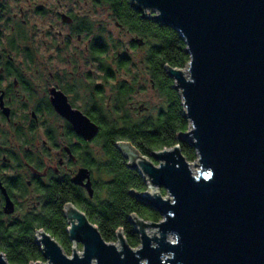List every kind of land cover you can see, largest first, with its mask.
<instances>
[{"label":"water","instance_id":"obj_1","mask_svg":"<svg viewBox=\"0 0 264 264\" xmlns=\"http://www.w3.org/2000/svg\"><path fill=\"white\" fill-rule=\"evenodd\" d=\"M130 2L143 16L176 28L187 44V67L168 66L167 72L190 120L178 138L193 145L198 158L189 161L179 144L149 157L122 142L124 156L149 186L132 194L162 218L131 214L140 236V245L132 247L122 229L117 242L106 241L87 214L69 202L64 215L72 254L40 229L36 240L45 262L31 264H264V0ZM57 98L56 106L81 135L98 134L97 123ZM85 178L93 197L87 169L73 181L83 184ZM0 264H12L2 251Z\"/></svg>","mask_w":264,"mask_h":264},{"label":"flooded vegetation","instance_id":"obj_2","mask_svg":"<svg viewBox=\"0 0 264 264\" xmlns=\"http://www.w3.org/2000/svg\"><path fill=\"white\" fill-rule=\"evenodd\" d=\"M100 12L106 15L97 17ZM111 23L121 27L107 12L93 8L91 0H0V213L4 218L39 212L58 187L89 194L84 185L88 178L83 184L73 181L83 168L93 188L99 181L95 160L102 152L100 130L94 138H85L54 98L84 113L101 129L91 113L106 110L112 81H117L119 69L125 70L121 56H109ZM122 142L126 141L116 142L121 151Z\"/></svg>","mask_w":264,"mask_h":264},{"label":"trees","instance_id":"obj_3","mask_svg":"<svg viewBox=\"0 0 264 264\" xmlns=\"http://www.w3.org/2000/svg\"><path fill=\"white\" fill-rule=\"evenodd\" d=\"M91 1L95 9L98 7L107 12L112 22L119 23L121 27L117 28L142 39V44L131 39L129 44L144 52L136 59L128 52L129 46L110 31L109 56H121L125 70L119 69L117 81H112L111 94L104 101L106 110L91 113L101 124L98 139L102 150L95 160L99 181L95 184L94 195L90 197L79 189L69 191L58 187L48 196L47 205L37 213L14 220L6 219L0 213V251L12 264L45 261L36 240L40 229L51 233L65 252L71 254L73 241L69 238V223L64 215L69 202L87 214L106 241H117V231L122 229L132 247L140 245V236L130 215L136 213L151 221H159L162 216L132 194V190L146 191L148 182L116 147L117 141L131 142L141 154L149 157L153 151L179 144L189 161L198 158L195 147L178 138L181 132L189 129L190 120L185 115L180 91L174 87L175 80L167 72L168 66L186 68L190 61L183 36L176 28L143 16L130 0ZM95 24L103 25L97 20ZM109 74L113 79L114 69ZM146 86L157 93L158 101L136 99ZM162 192L165 194L166 190L162 189Z\"/></svg>","mask_w":264,"mask_h":264},{"label":"rangeland","instance_id":"obj_4","mask_svg":"<svg viewBox=\"0 0 264 264\" xmlns=\"http://www.w3.org/2000/svg\"><path fill=\"white\" fill-rule=\"evenodd\" d=\"M93 8H94V7H93ZM96 9H99V8L97 7ZM100 13H101V12H100ZM97 15H98L97 17L102 18L103 16L106 15V13H103V12H102L101 14H97ZM109 30L112 31L113 34H114L116 37H120L124 45L129 46L128 52H130L131 54L135 55V56H136V59H138L137 57H140L141 54H143L144 51H143L142 48H131V47H130V44H129V41H130V39H131V38H130V37H131L130 34L126 33L125 31H123V30H121V29H119V28H117V27L114 25V23H111V24H110ZM136 99H138V101H140V102H146V101H153V102H156V101L159 100V97H158L157 93L154 92V91L150 88V86H146L145 91L140 92V93L137 95ZM193 162H195V161H193ZM198 169H199V167H198L197 165H193V170H194V172H195L196 174L198 173ZM151 229H152V228H148L147 231H148L149 233H152V232H150ZM117 241H118V240H117ZM117 241H115V242H117ZM119 245H120V244H119ZM75 247H76V249H78L79 252L82 251V245H81L80 243L75 242ZM71 254H72V251H71ZM71 254H69V255H71ZM43 262H45V261H43Z\"/></svg>","mask_w":264,"mask_h":264},{"label":"built area","instance_id":"obj_5","mask_svg":"<svg viewBox=\"0 0 264 264\" xmlns=\"http://www.w3.org/2000/svg\"><path fill=\"white\" fill-rule=\"evenodd\" d=\"M151 13V12H150Z\"/></svg>","mask_w":264,"mask_h":264}]
</instances>
